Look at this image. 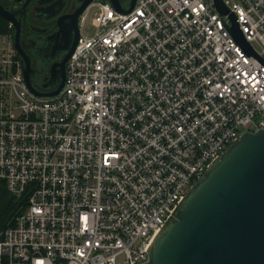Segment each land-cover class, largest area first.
<instances>
[{
  "label": "built area",
  "instance_id": "built-area-1",
  "mask_svg": "<svg viewBox=\"0 0 264 264\" xmlns=\"http://www.w3.org/2000/svg\"><path fill=\"white\" fill-rule=\"evenodd\" d=\"M221 1L252 53L213 0L92 1L52 96L27 86L7 22L0 189L20 205L0 264H145L210 163L264 130V0Z\"/></svg>",
  "mask_w": 264,
  "mask_h": 264
},
{
  "label": "water",
  "instance_id": "water-1",
  "mask_svg": "<svg viewBox=\"0 0 264 264\" xmlns=\"http://www.w3.org/2000/svg\"><path fill=\"white\" fill-rule=\"evenodd\" d=\"M92 1L84 0L58 20L50 45L63 56L43 76L31 68L17 21L0 6V18L15 28L12 41L25 82L37 95L52 96L62 88L65 64L79 36L78 17ZM108 1L122 13L135 2L129 0L123 9L119 0ZM213 1L221 15H228L232 37L252 53L235 16L221 0ZM145 264H264V130L244 133L210 163L155 236Z\"/></svg>",
  "mask_w": 264,
  "mask_h": 264
},
{
  "label": "flooded vegetation",
  "instance_id": "flooded-vegetation-1",
  "mask_svg": "<svg viewBox=\"0 0 264 264\" xmlns=\"http://www.w3.org/2000/svg\"><path fill=\"white\" fill-rule=\"evenodd\" d=\"M83 1L0 0V6L17 21L20 43L30 58V65L34 72L43 76L42 74L47 72L51 64L62 58V51L52 52L54 51L50 45L52 34L56 31L58 20L72 14ZM119 1L126 4L129 0ZM14 32L15 28L12 26V36ZM32 79H34L33 76Z\"/></svg>",
  "mask_w": 264,
  "mask_h": 264
},
{
  "label": "trees",
  "instance_id": "trees-1",
  "mask_svg": "<svg viewBox=\"0 0 264 264\" xmlns=\"http://www.w3.org/2000/svg\"><path fill=\"white\" fill-rule=\"evenodd\" d=\"M8 23L0 18V32L7 29ZM19 203L5 189H0V232L13 222Z\"/></svg>",
  "mask_w": 264,
  "mask_h": 264
},
{
  "label": "rangeland",
  "instance_id": "rangeland-1",
  "mask_svg": "<svg viewBox=\"0 0 264 264\" xmlns=\"http://www.w3.org/2000/svg\"><path fill=\"white\" fill-rule=\"evenodd\" d=\"M94 11H95V9L91 6H88L85 10L86 21H85V26L82 29L84 34H91L93 32L92 20H93V16H94Z\"/></svg>",
  "mask_w": 264,
  "mask_h": 264
}]
</instances>
